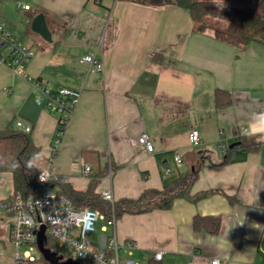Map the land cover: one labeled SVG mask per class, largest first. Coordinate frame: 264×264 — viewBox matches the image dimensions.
<instances>
[{
  "label": "crops",
  "instance_id": "1",
  "mask_svg": "<svg viewBox=\"0 0 264 264\" xmlns=\"http://www.w3.org/2000/svg\"><path fill=\"white\" fill-rule=\"evenodd\" d=\"M38 14L49 42L31 30ZM0 24L33 51L30 78L81 92L53 165L55 184L134 200L198 170L189 199L124 214L105 231L100 221L98 250L115 234L120 250L134 244L127 255L139 264L156 252L163 253L157 264H264V133L248 134L264 120V45L234 47L210 28L197 31L181 7L133 0H0ZM88 55L101 58L103 72L79 62ZM217 90L228 93V105L217 106ZM16 119L31 126L40 158L48 159L58 116L36 103L28 80L0 63V130ZM191 129L201 139L197 148L188 142ZM143 132L152 153L138 143ZM241 139L254 149L241 147ZM81 162L91 168L88 176ZM165 167L171 171L163 178ZM204 192L211 193L194 199ZM12 195L11 174L0 173V200ZM195 216H219L218 233L194 231ZM14 252L11 219L0 213V264H15Z\"/></svg>",
  "mask_w": 264,
  "mask_h": 264
},
{
  "label": "built area",
  "instance_id": "2",
  "mask_svg": "<svg viewBox=\"0 0 264 264\" xmlns=\"http://www.w3.org/2000/svg\"><path fill=\"white\" fill-rule=\"evenodd\" d=\"M22 9L29 10V6L23 5ZM33 55V51L22 40L12 35L0 24V63L8 67L13 74L28 80L35 91L36 103L44 105L49 112L58 116L50 156L45 161L40 158L36 162L39 169L38 195L29 196L26 199L12 196L0 200V213L8 215L11 219V242L15 247L14 263L27 264L36 260L30 252L36 249L37 231L43 226L45 234H48L60 246L73 249L75 257L68 259H72L78 264H139L131 259L120 258V247L115 234L107 239L106 246L99 250H91L89 236L96 231V225L104 220L103 215L90 208H75L63 194L51 188L53 165L63 147L68 127L79 104L81 92L65 88L53 90L42 80L30 78L26 73V67ZM79 62L90 65L98 72H103L102 60L95 55L84 56L80 58ZM14 127L24 133L31 131L30 125L23 124L18 119L14 121ZM187 138L192 148L201 145L197 130L191 129ZM138 143L146 152H153V145L146 133L143 132L138 137ZM227 145L225 140H220L222 149H227ZM174 161L180 165L182 154L175 152ZM45 163H48L49 166H45ZM170 171L169 167H165L161 174L162 177H166ZM81 173L88 176L91 173V168L81 162ZM101 198L110 203L114 202L110 190L104 191ZM114 224L115 219L112 218L105 222L102 230L112 228ZM21 247L26 248L22 255L18 252ZM124 247L130 255L134 244L127 242ZM162 255V252H156L154 259L160 261ZM63 260L66 259L63 258ZM211 264H218V261L214 260Z\"/></svg>",
  "mask_w": 264,
  "mask_h": 264
},
{
  "label": "trees",
  "instance_id": "3",
  "mask_svg": "<svg viewBox=\"0 0 264 264\" xmlns=\"http://www.w3.org/2000/svg\"><path fill=\"white\" fill-rule=\"evenodd\" d=\"M151 6L176 5L187 10L194 22L195 29L203 32L210 28L215 38L234 47H241L250 42L264 45V0H225V4H219L214 0H133ZM221 21H227L224 27ZM215 99L218 107L228 105L230 97L227 92L217 90ZM239 145L243 148L254 149V144L247 139H241ZM252 146V147H251ZM42 153L31 139L30 133H24L15 129L9 123L0 130V173H10L13 183V195L26 199L39 193L37 177L39 169L37 160ZM189 172L176 180L172 186H165L161 191L153 190L145 192L137 199H121L110 203L94 194L93 189L78 192L66 185L55 184L52 179L50 186L63 194L77 209L90 208L103 215L106 222L112 218L118 220L124 214H141L154 209H169L177 198L189 199V191L192 183L197 178V172ZM61 183V182H59ZM204 192L195 196L199 199L209 195ZM194 231H205L211 235L218 233L220 228L219 216H195L192 220ZM45 247L58 256L63 257L64 246H60L48 234ZM37 249V247H36ZM40 261L48 264L40 255L39 259L27 264ZM156 260L147 264H157Z\"/></svg>",
  "mask_w": 264,
  "mask_h": 264
},
{
  "label": "water",
  "instance_id": "4",
  "mask_svg": "<svg viewBox=\"0 0 264 264\" xmlns=\"http://www.w3.org/2000/svg\"><path fill=\"white\" fill-rule=\"evenodd\" d=\"M31 30L38 34L43 40L51 41V34L47 29L45 18L42 14H38L34 17L31 22ZM238 144L230 145V149H233ZM46 234L45 227H40L37 231V241L36 246L39 254L48 264H78L76 261L72 259L63 260L62 256H58L56 253L51 252L48 248L45 247L46 243Z\"/></svg>",
  "mask_w": 264,
  "mask_h": 264
},
{
  "label": "rangeland",
  "instance_id": "5",
  "mask_svg": "<svg viewBox=\"0 0 264 264\" xmlns=\"http://www.w3.org/2000/svg\"><path fill=\"white\" fill-rule=\"evenodd\" d=\"M225 24H227V21H221L219 23V25L222 26V27H224ZM101 235H105V234H102L100 232V230H99L98 225H96V231L89 236V239H90V242H91V245H90V249L91 250H98L97 245H98V242L100 241L99 239H100V236ZM24 250H26V248H24V247L19 248L18 249L19 254L22 255V253H23ZM30 254L36 260L39 259V257H40V254H39V252H38L37 249L31 250ZM62 254H63V258L64 259L74 258L75 257L74 251H73V249L71 247H65L64 250H63V252H62ZM119 255H120V258L121 259H132V260H134L133 257L132 258H129L128 255H127V253H126V251H124L122 249L119 251ZM33 264H42V263L40 261H36Z\"/></svg>",
  "mask_w": 264,
  "mask_h": 264
},
{
  "label": "clouds",
  "instance_id": "6",
  "mask_svg": "<svg viewBox=\"0 0 264 264\" xmlns=\"http://www.w3.org/2000/svg\"><path fill=\"white\" fill-rule=\"evenodd\" d=\"M257 133H264V120L258 121L256 124L250 126V129L248 130V134L250 135H254Z\"/></svg>",
  "mask_w": 264,
  "mask_h": 264
}]
</instances>
